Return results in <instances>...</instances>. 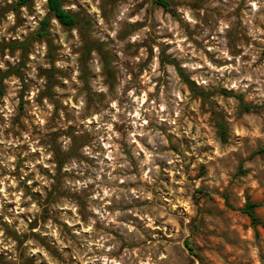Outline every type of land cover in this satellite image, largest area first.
Segmentation results:
<instances>
[{"label": "rangeland", "instance_id": "374dc122", "mask_svg": "<svg viewBox=\"0 0 264 264\" xmlns=\"http://www.w3.org/2000/svg\"><path fill=\"white\" fill-rule=\"evenodd\" d=\"M168 1L0 0V264H264V0Z\"/></svg>", "mask_w": 264, "mask_h": 264}, {"label": "trees", "instance_id": "16d2710c", "mask_svg": "<svg viewBox=\"0 0 264 264\" xmlns=\"http://www.w3.org/2000/svg\"><path fill=\"white\" fill-rule=\"evenodd\" d=\"M28 1L29 0H20L19 3L25 4ZM47 2H48V9H49L50 14L54 18H56L61 23V25L65 26V27L76 26V24L78 22V18L76 16V14H74L73 12H71L70 10L65 8L64 0H47ZM155 3L162 6L165 10H170V3L168 0H155ZM48 23H49L48 18H46L42 21V30L39 32L40 36L46 35V29H47ZM179 71H180L181 75H184L183 72H181L180 68H179ZM2 81H3V75L0 76V83H2ZM187 81L191 85V89L193 91H195L196 86L193 85L190 80H187ZM243 106H244L245 110H247V111L251 110V106H248L245 104H243ZM256 207H257V204L255 202L250 201L246 204L245 212L251 217V219L253 220V222L255 224L264 225V223L261 221V219L259 218V216L255 212Z\"/></svg>", "mask_w": 264, "mask_h": 264}]
</instances>
